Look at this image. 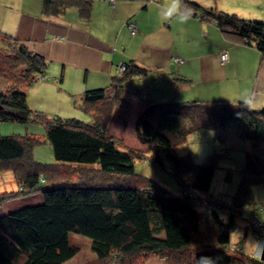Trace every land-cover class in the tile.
<instances>
[{
    "label": "trees",
    "instance_id": "1",
    "mask_svg": "<svg viewBox=\"0 0 264 264\" xmlns=\"http://www.w3.org/2000/svg\"><path fill=\"white\" fill-rule=\"evenodd\" d=\"M183 2L201 21L264 56L263 22ZM69 8H77L80 17L89 20L93 0H43L42 14L56 17ZM46 67L41 56L0 33V78L8 82L7 90L0 92V124L43 125L56 162L34 160L33 150L41 144L37 136L0 135V173L12 172L18 185L15 192H0V207L33 196L40 200L0 216V264H65L80 252L70 243L72 233L91 241L97 264H144L152 257L164 264H264L261 258L230 254L237 220L245 223L251 215L260 219L252 187L264 182V109L252 111L244 103H159L142 95L136 128L149 158L123 148L107 132L124 85L146 77L145 69L134 62L123 64L126 71L117 72L111 87L86 91L81 106L93 122L85 123L49 117L29 107L25 90L44 76ZM233 127L255 152L247 153L235 194L223 203L212 193V184L219 162L230 158L229 151L214 152L197 165L191 157H179L175 149L203 130L215 131L222 142L220 135ZM162 156L181 190L187 185L197 197L170 192L136 174L137 159ZM187 177L190 184L184 183Z\"/></svg>",
    "mask_w": 264,
    "mask_h": 264
},
{
    "label": "crops",
    "instance_id": "2",
    "mask_svg": "<svg viewBox=\"0 0 264 264\" xmlns=\"http://www.w3.org/2000/svg\"><path fill=\"white\" fill-rule=\"evenodd\" d=\"M187 1L264 23L262 13L255 9L264 7V0L247 1L245 11L228 9L234 2L244 0H207V6L198 0ZM156 2L114 0L110 4L107 0H93L91 18L84 20L77 8H69L56 17H45L43 0H0V33L12 36L46 61L45 81H36L26 88L27 97L51 89L59 93L57 106H63L65 101L72 114L63 118L59 112H40L50 117L82 120L78 102L81 103L83 94L111 87L118 69L134 62L147 71V76L124 85L107 128L114 139L123 137L117 132L124 133L128 121L131 127L136 125L142 95H149L159 103L180 104L197 101L238 104L247 96L252 111L263 110L264 56L256 48L226 37L216 25L201 21L194 14L184 25L162 23ZM128 22L136 26V35L127 28ZM223 52L228 54L224 63ZM7 88L8 82L0 78V92ZM27 103L34 112H39L28 100ZM112 129L116 131L114 134ZM234 133L240 139L237 129ZM246 142L250 144L247 153L255 152L251 143ZM140 150L147 151V147ZM33 197L22 201H31Z\"/></svg>",
    "mask_w": 264,
    "mask_h": 264
},
{
    "label": "rangeland",
    "instance_id": "3",
    "mask_svg": "<svg viewBox=\"0 0 264 264\" xmlns=\"http://www.w3.org/2000/svg\"><path fill=\"white\" fill-rule=\"evenodd\" d=\"M247 1L249 0L234 2L233 5L228 6V9L235 10L239 8L241 9H238L239 11H245L246 6H248V3H246ZM208 3L209 2H207V4ZM211 3L212 2L210 1V4ZM255 9L262 13L264 19V7L256 6ZM57 94L51 89H46L44 92L38 93L37 95L31 94L29 97H27V100L29 104L33 105V107H36L34 108V110H39V112L42 110L46 113L59 112L61 113V115H63V118H68L70 114H72V109L71 107L67 108L65 106V101L62 102L63 106H57L56 98L59 96ZM73 104L75 105L76 101H73ZM78 109L80 110L79 114L81 117L79 119H82L79 121L85 123H89L90 121H92V117L90 116L91 114L89 113V111H85L81 106V103L79 102ZM46 113L43 114L49 116ZM136 125L131 127L130 122L128 121L126 131L124 133L117 132L123 137L115 139L117 140V142L121 143V146L123 148L145 153L147 154V157L151 158L147 145L144 144L138 136L137 128H135ZM235 129L236 128L233 127L228 130L227 133L220 135L221 141L224 142H219V140H216L217 133L215 131H198L189 135L186 141L179 144L175 149L179 157H191L197 165L203 164L206 158L212 155L214 152L220 150L229 151L230 158L224 159L219 162L212 184V193L215 196H221L220 199L223 203H226V198H232L235 194L236 187L242 176V170L244 168L246 155L249 151L247 146H250V144H248L246 141L244 142L243 140L234 137ZM112 131L113 134L114 132H116L114 129H112ZM27 134H35L41 139V144L33 150L34 160L41 164H56L53 155V149L51 144L46 139V130L43 125H22L19 123L0 124L1 136H26ZM146 147L147 151L140 150L141 148ZM250 149L252 150V148ZM63 165L77 167V165L71 164ZM135 172L137 175H141L144 178H147L161 185L170 192L177 193L178 191H182L180 186L176 182V178L170 164L164 156L161 157V160L137 159L135 161ZM184 183L190 184L191 178H185ZM17 188L18 185L14 179V175L12 174V172L4 171L0 173V192H15L17 191ZM252 189L255 198V211L259 213L260 219L264 222V207L261 209V205L264 206V182L253 186ZM33 198L34 199L28 202H23L22 200L25 199L22 198L18 201L19 203H14L8 206L4 205L0 207V216L22 207L37 205L39 201L36 200V197ZM237 223L238 227L231 233L230 254L232 256L238 255V257H242L246 260L249 259V257H254L255 260L260 261L264 246V234L262 236L263 238L258 240L254 239L252 232L247 225V222L244 223V221L242 220H237ZM70 243L73 247L79 248L80 252L75 258L65 264H97L96 256L91 249L92 243L88 238L72 233L70 235ZM238 250L240 252H238ZM241 250L243 251L241 252ZM144 264H164V262L159 258L152 257L148 259Z\"/></svg>",
    "mask_w": 264,
    "mask_h": 264
},
{
    "label": "clouds",
    "instance_id": "4",
    "mask_svg": "<svg viewBox=\"0 0 264 264\" xmlns=\"http://www.w3.org/2000/svg\"><path fill=\"white\" fill-rule=\"evenodd\" d=\"M207 6V0H198ZM159 18L162 23L187 24L192 18V9L184 4L183 0H157ZM241 102L247 104V96L241 98Z\"/></svg>",
    "mask_w": 264,
    "mask_h": 264
},
{
    "label": "built area",
    "instance_id": "5",
    "mask_svg": "<svg viewBox=\"0 0 264 264\" xmlns=\"http://www.w3.org/2000/svg\"><path fill=\"white\" fill-rule=\"evenodd\" d=\"M112 1V0H111ZM200 19V18H199ZM129 29L131 30V33L132 35H136L137 33V29H136V26L134 24H129L128 25ZM228 60V54L227 52H223L221 54V61L224 63ZM177 62L179 63H183V61L181 59H177L176 60ZM126 71V69L124 67H121L119 68L118 72L120 73V75H122L124 72ZM37 81L39 82H43L45 81V78L44 76H40L37 78ZM183 189H182V193H185L186 195H189L190 197H196V194L188 188L187 185H183ZM247 225L250 229V231L252 232V235H253V238L254 239H261V235L264 234V222L261 221L257 215H251L249 218H248V221H247ZM264 244V242H263ZM243 250H241L242 252ZM238 252H240L238 250Z\"/></svg>",
    "mask_w": 264,
    "mask_h": 264
},
{
    "label": "water",
    "instance_id": "6",
    "mask_svg": "<svg viewBox=\"0 0 264 264\" xmlns=\"http://www.w3.org/2000/svg\"><path fill=\"white\" fill-rule=\"evenodd\" d=\"M261 261H263L264 262V246H263V250H262V254H261Z\"/></svg>",
    "mask_w": 264,
    "mask_h": 264
}]
</instances>
